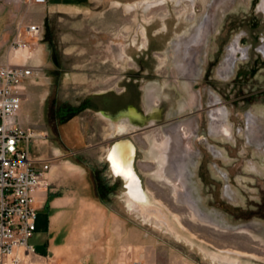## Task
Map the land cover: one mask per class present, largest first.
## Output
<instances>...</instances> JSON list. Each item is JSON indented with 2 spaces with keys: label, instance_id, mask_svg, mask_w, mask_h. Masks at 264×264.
<instances>
[{
  "label": "rangeland",
  "instance_id": "374dc122",
  "mask_svg": "<svg viewBox=\"0 0 264 264\" xmlns=\"http://www.w3.org/2000/svg\"><path fill=\"white\" fill-rule=\"evenodd\" d=\"M154 1L0 0V63L37 71L17 120L39 138L20 147L52 167L72 163L107 198L112 190L135 245L150 244L147 264H236L206 248L264 264V0ZM32 25L40 39L13 49ZM121 139L172 229L131 211L111 178L108 152ZM165 156L180 180L162 176Z\"/></svg>",
  "mask_w": 264,
  "mask_h": 264
},
{
  "label": "crops",
  "instance_id": "0c3cea01",
  "mask_svg": "<svg viewBox=\"0 0 264 264\" xmlns=\"http://www.w3.org/2000/svg\"><path fill=\"white\" fill-rule=\"evenodd\" d=\"M65 163L54 165L47 184L36 192L38 218L30 244L37 255L32 259L49 264H147L150 244L135 245L133 227L116 209L117 195L110 190L107 198L104 183L99 188L90 185L84 173L65 168ZM123 204L129 212L126 199ZM204 252L214 262L212 252L207 248Z\"/></svg>",
  "mask_w": 264,
  "mask_h": 264
},
{
  "label": "built area",
  "instance_id": "2783aa9c",
  "mask_svg": "<svg viewBox=\"0 0 264 264\" xmlns=\"http://www.w3.org/2000/svg\"><path fill=\"white\" fill-rule=\"evenodd\" d=\"M41 34L39 25L28 26L25 36L19 34L13 39L12 48L30 50L26 37L38 41ZM36 74L35 66L0 63V264H49L32 259L37 252L30 239L38 218L36 192L47 184L52 166L43 156L20 147L23 141L34 144L39 136L20 128L17 120Z\"/></svg>",
  "mask_w": 264,
  "mask_h": 264
},
{
  "label": "bare ground",
  "instance_id": "6f19581e",
  "mask_svg": "<svg viewBox=\"0 0 264 264\" xmlns=\"http://www.w3.org/2000/svg\"><path fill=\"white\" fill-rule=\"evenodd\" d=\"M162 1L163 0H157V1H154L153 3H149L148 7L150 8V6H152V5L154 6L155 4H157L156 2H162ZM132 9L133 8L131 6H125V11L127 13L130 12ZM188 47H190V46H188ZM187 51H189V50H187ZM123 59H124V55L121 52L117 56L116 60H123ZM186 62L188 63V61H186ZM225 132L228 133V129H225ZM169 135L171 137L172 143L174 145L178 146L179 137L176 136L177 135L176 127H172L170 129ZM110 150H111V152L112 151H114V152L118 151V155H122L121 156L122 159L124 158L125 161L128 162L129 167H127V169L125 170V172H124L125 174L124 175L126 177H129L130 174H131L133 179H137V182H135L136 184L135 183L129 184V191L127 192V201H128V204H129L128 206L131 209V211L133 210L134 212H137L138 214L142 215L145 218L146 221L149 220L151 222L152 220H154L157 225H160V228H162L161 224H164L166 226L168 224V219H169L168 215L171 214V213H169L167 215L166 212L161 211L159 209V207L151 204L148 195L143 190L140 189L141 182H140V179L138 178L137 174L135 173V170H134V167H133V158H134V155H135V147H134L133 143L130 142V141H122L120 143H117V145H113L110 148ZM156 159H157L158 164L160 165L159 168H160L162 176L166 177L167 180L170 183L172 181H174L173 177L171 178L170 175L175 176L176 177L175 180H180L181 179V176L177 173L178 167H177L176 162L174 160L170 161V160H168V157L166 158V156L165 157H159V158L156 157ZM107 160L111 161L110 152L108 154ZM65 168L70 170V169L75 168V165H73L72 163L66 162L65 163ZM136 185H137V187H136ZM174 218L177 219V216H174ZM174 222H175V220H174ZM167 228L172 229L171 227H168V225H167ZM173 233L176 234L177 236L179 235L175 231H173ZM212 258H213L214 261H217V262L226 261V262H230V263H236V264L238 263V262H235L233 260L230 261V259L227 256H222V255H220L218 253H214V252L212 253Z\"/></svg>",
  "mask_w": 264,
  "mask_h": 264
},
{
  "label": "flooded vegetation",
  "instance_id": "af4514ba",
  "mask_svg": "<svg viewBox=\"0 0 264 264\" xmlns=\"http://www.w3.org/2000/svg\"><path fill=\"white\" fill-rule=\"evenodd\" d=\"M128 116H133V113L130 111L128 114H127ZM120 142H122V141H119L118 143H120ZM114 145H117V143L116 144H114ZM123 146V145H122ZM111 148V147H110ZM109 152H110V159H111V163H112V167H113V169H114V171L113 172H115L116 174H118V173H121V174H125L124 172H125V170L127 169V167H129V164H128V162H126L125 161V159L123 158L122 159V155H118V151H112L111 152V150L109 149ZM109 152H108V154H109ZM120 154V153H119ZM114 173V174H115ZM135 173H137L136 171H135ZM115 174V175H116ZM117 176V175H116ZM119 178V177H118ZM128 179H127V188H126V186H124V188L126 189V192L127 191H129V184H131V183H135V182H137V179H133V177H132V175L130 174V176L129 177H127ZM141 182V181H140ZM126 183V182H125ZM124 183V184H125ZM136 184V183H135ZM136 187H137V185H136Z\"/></svg>",
  "mask_w": 264,
  "mask_h": 264
},
{
  "label": "water",
  "instance_id": "95a60500",
  "mask_svg": "<svg viewBox=\"0 0 264 264\" xmlns=\"http://www.w3.org/2000/svg\"><path fill=\"white\" fill-rule=\"evenodd\" d=\"M120 141V140H119ZM119 141H116L114 144H116V143H118ZM121 141H129L128 139H125V140H122L121 139ZM113 144V145H114ZM135 160H136V154L134 155V158H133V167L135 168V166H134V164H135ZM108 163H109V166H110V168H111V170H112V164H111V161L109 160L108 161ZM135 170V169H134ZM112 172H113V170H112ZM113 174H114V172H113ZM114 176L115 177H119V178H121L123 181H124V183L126 182V178L123 176V175H120V176H116L115 174H114ZM124 186H126V183L124 184Z\"/></svg>",
  "mask_w": 264,
  "mask_h": 264
}]
</instances>
